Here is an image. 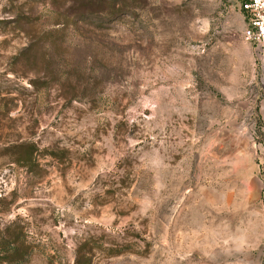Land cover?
Returning a JSON list of instances; mask_svg holds the SVG:
<instances>
[{
	"label": "rangeland",
	"instance_id": "374dc122",
	"mask_svg": "<svg viewBox=\"0 0 264 264\" xmlns=\"http://www.w3.org/2000/svg\"><path fill=\"white\" fill-rule=\"evenodd\" d=\"M245 27L239 0H0V238L21 264H264Z\"/></svg>",
	"mask_w": 264,
	"mask_h": 264
},
{
	"label": "built area",
	"instance_id": "2783aa9c",
	"mask_svg": "<svg viewBox=\"0 0 264 264\" xmlns=\"http://www.w3.org/2000/svg\"><path fill=\"white\" fill-rule=\"evenodd\" d=\"M245 22L244 38L264 50V0H239Z\"/></svg>",
	"mask_w": 264,
	"mask_h": 264
},
{
	"label": "trees",
	"instance_id": "16d2710c",
	"mask_svg": "<svg viewBox=\"0 0 264 264\" xmlns=\"http://www.w3.org/2000/svg\"><path fill=\"white\" fill-rule=\"evenodd\" d=\"M28 253L24 242L18 240V236L4 235L0 238V263L21 264L28 260ZM77 262L79 263V259Z\"/></svg>",
	"mask_w": 264,
	"mask_h": 264
}]
</instances>
